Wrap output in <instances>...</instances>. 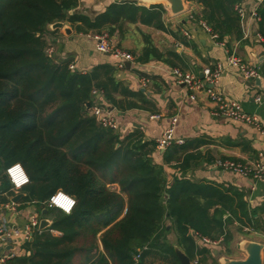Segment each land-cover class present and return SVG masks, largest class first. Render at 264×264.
<instances>
[{
	"label": "trees",
	"instance_id": "16d2710c",
	"mask_svg": "<svg viewBox=\"0 0 264 264\" xmlns=\"http://www.w3.org/2000/svg\"><path fill=\"white\" fill-rule=\"evenodd\" d=\"M189 1L203 5L197 18L218 40L242 36L236 7L243 0ZM80 2L0 0V174L20 162L30 177L26 200L44 202L59 189L76 200L71 215L46 206L51 226L25 244L30 255L15 256L10 264H144L155 251L170 264H181L168 238L172 230L190 258L203 256L208 251L199 249L195 238L200 234L213 240L223 234V212L242 225L251 222L243 194L186 179L170 184L152 157L157 142L144 140L137 130L121 136L92 114L93 90H101L110 103H117V92L132 93L115 68L100 64L89 72L72 70L70 60L46 52L49 26L55 22L70 23L78 33L113 34L126 23L166 30V8L119 0L92 16L76 11ZM259 14L264 36V6ZM145 39L138 61L163 59L150 37ZM184 160L189 162V156ZM1 180V191H8L3 174ZM218 195L223 210L211 219L207 214Z\"/></svg>",
	"mask_w": 264,
	"mask_h": 264
},
{
	"label": "crops",
	"instance_id": "0c3cea01",
	"mask_svg": "<svg viewBox=\"0 0 264 264\" xmlns=\"http://www.w3.org/2000/svg\"><path fill=\"white\" fill-rule=\"evenodd\" d=\"M114 1L119 0H81L76 11L95 16L105 11ZM123 1H136L148 7L155 4L145 0ZM161 4L166 8L163 15L166 30L141 23H126L121 28L117 27L113 34L107 30L101 31L108 32L114 45L134 56V60L129 61L130 68L126 65L120 68L119 59L96 49L94 40L89 36L96 32L78 33L70 23L64 22L72 29L71 34L63 28L52 29L49 26L52 32L49 33L48 39L54 47V55L60 59L70 60L75 65V70L89 72L100 64H109L115 68L116 77L132 93L117 92L115 93L117 103H110L104 98L101 90L95 89L98 93L94 94V104L106 109L107 106L113 108L111 111L107 110L120 124L116 131L121 136L137 130L142 133L144 140L156 143L171 125L172 119L177 117L175 135L182 138L184 143H174L162 151L156 148L152 154L155 163L162 166L168 182L171 184L175 179H186L195 183H209L227 192L239 191L251 211V222L245 225L235 219L229 220L232 219L231 215L223 212L224 222L227 221L224 233L217 234L218 238L213 240L207 236L197 235L196 246L199 249L205 248L208 252L203 256L196 254L195 258H199L200 261L203 258L202 261L206 260V264H220L219 258L224 255L230 258H244L242 256L244 251L237 247L241 241L254 240L264 245V181L222 171L213 166V161L221 157L249 163L257 162L259 153L264 151V133L252 125L216 116L215 104L204 92L196 93L195 98H191L187 87L178 83L169 70L172 67H179L183 71L202 77L204 67L213 66L218 62L225 63L230 54L240 56L247 65L260 71L261 78L245 76L238 68L226 66L216 85L217 89L225 97L239 102L246 113L257 115L264 122V105L254 101L257 93L264 92V36L259 30L260 14L257 17L251 15L253 10L259 12V8L264 6V0H243L240 5L246 11V18L244 22L241 21L242 36L233 33L226 35L222 40L214 39L212 33L199 25L198 21L201 19L197 18V15L203 9L201 3L185 0L186 12L180 15H173L166 3ZM191 15L193 19L190 18ZM184 31H188L189 36ZM146 35L150 37L157 48V53L161 54L163 59L138 61V56L143 54L147 46ZM144 77L149 78L145 86L142 83ZM185 156H189V162L184 160ZM178 157L181 158L177 159ZM4 169L0 174V204H7L10 199L13 201L12 198L16 195L9 199V190L1 191V176ZM112 187L119 189L117 184H113ZM21 192H25L26 195L15 202L16 211L2 208L0 221L7 220L10 227L22 229L36 213L40 223L43 218L49 219L44 213V210L48 209L47 200L29 201L26 200L28 195L25 188L17 194ZM217 210H223L219 195L213 198V205L207 216L215 219ZM49 220L52 224V220ZM38 230L43 229L39 227ZM51 231L55 235H61L58 230ZM34 234L30 242L33 241ZM204 237L213 243L205 242ZM168 238L175 246V250L178 248L186 253L179 244L175 231L172 230ZM27 242L10 243L4 249L7 251L17 247L16 257L25 253L30 255L31 251L25 249ZM100 248L103 249L101 242ZM231 252L234 255H231ZM190 259L191 262L194 260ZM144 264L170 262L155 251L145 257Z\"/></svg>",
	"mask_w": 264,
	"mask_h": 264
},
{
	"label": "built area",
	"instance_id": "2783aa9c",
	"mask_svg": "<svg viewBox=\"0 0 264 264\" xmlns=\"http://www.w3.org/2000/svg\"><path fill=\"white\" fill-rule=\"evenodd\" d=\"M238 13L240 15L241 21L244 22L246 18V11L241 6L238 5L237 7ZM252 17H257L258 10H253L251 13ZM190 18H194L193 15L190 16ZM199 25L202 26L205 30L212 33L214 36V39H218L219 35L215 33L211 27L203 20L198 21ZM184 33L189 36L188 31H184ZM89 36L94 40L96 49L102 53H107L113 55L115 58L119 59L118 66L120 68L125 67V61H133L134 56L117 47L114 45L110 40V35L108 32H98V33H92L89 34ZM46 52L48 55L52 56L54 55V47L49 44V46L46 49ZM226 66H233L238 68L245 76L252 77V78H261V73L258 69L247 65L243 59L236 55V54H230L226 58V62H218L214 64L213 66H206L203 68V76L199 77L192 72L189 71H183L179 67H172L170 68V74L174 76L175 80L183 84L187 87L190 97L195 98L196 93L204 92L207 97L215 104V115L221 116L225 118H231L236 121L246 123L248 125H252L256 127L260 132L264 133V122L259 119L257 115L248 114L246 113L241 104L235 100L229 99L225 97L222 93H220L217 89V84L220 80L221 75L225 71ZM70 69H75L74 64H70ZM149 82V78L144 77L142 78V83L145 86ZM97 90H93V94H97ZM254 101L258 104L264 105V92L257 93L254 96ZM92 114L98 118L100 123L104 126L111 127L114 130H118L120 128V124L117 122V120L111 115V112L108 111L105 107H102L99 104H94L92 106ZM178 119L177 117H174L172 119L171 125L164 131L162 136L157 139V149L158 150H165L169 146H171L174 143L177 144H183L184 140L182 138H177L175 135V128L176 123ZM19 164L21 168L23 169V172L28 177V183L21 185L19 188L16 187L15 184H13L9 174L8 169L13 167L14 165ZM213 166L216 168L229 172L234 175H241L245 177H252L256 180H262L264 181V151L259 153V160L254 163L249 162H243L241 160H235L231 158H216L213 161ZM3 174L5 176L6 181L8 182L10 188H9V199L11 196H14L21 190H23L29 183H30V177L25 170L24 166L20 162H15L13 164H10L9 166L5 167ZM59 192H63L70 198H75L70 195L69 193L59 189L55 191L46 201V204L49 208H54L59 211H62L60 208L54 206L51 204V197L56 195ZM11 194V195H10ZM76 201V200H75ZM17 204L11 199L7 204H0V211L2 208H6L10 211H16ZM75 207V206H74ZM73 207V209H74ZM72 209V210H73ZM64 212V211H62ZM40 227V220L38 218L37 213L32 215L30 221L26 224L25 227L22 229L18 228H12L8 225L7 220L0 221V264H10V260L14 258L17 253V247L15 249L7 250L5 251L6 245L13 243H24L29 241L33 234L39 229ZM203 240L205 242L213 243V241L209 240V238L204 237ZM214 243H218L215 242ZM136 258H139V255L136 256ZM192 264H201L199 258H195L192 261Z\"/></svg>",
	"mask_w": 264,
	"mask_h": 264
},
{
	"label": "water",
	"instance_id": "95a60500",
	"mask_svg": "<svg viewBox=\"0 0 264 264\" xmlns=\"http://www.w3.org/2000/svg\"><path fill=\"white\" fill-rule=\"evenodd\" d=\"M151 3H166L167 8L173 15H180L186 12L185 0H151ZM52 29L63 28L68 34H71L72 29L64 24L63 21H58L50 25ZM127 67H131V62L125 61ZM87 107L90 108L91 104L87 103ZM108 110H112L111 106H107ZM25 192L16 194L12 200L17 202L22 196H25ZM48 209L44 210L47 213ZM51 225V221L47 218H43L40 223L41 229H44ZM237 247L244 251L247 255L245 258H230L222 256L219 260L220 264H264L263 250L264 245L261 242L254 240H243ZM176 253L181 261V264H192L190 257L182 250L176 248Z\"/></svg>",
	"mask_w": 264,
	"mask_h": 264
},
{
	"label": "clouds",
	"instance_id": "9594fccd",
	"mask_svg": "<svg viewBox=\"0 0 264 264\" xmlns=\"http://www.w3.org/2000/svg\"><path fill=\"white\" fill-rule=\"evenodd\" d=\"M8 174L17 188L21 185L28 183V177L23 172V169L19 164L14 165L8 169ZM51 204L60 208L67 215H71L72 209L76 204V201L63 192H59L56 195L51 197Z\"/></svg>",
	"mask_w": 264,
	"mask_h": 264
},
{
	"label": "rangeland",
	"instance_id": "374dc122",
	"mask_svg": "<svg viewBox=\"0 0 264 264\" xmlns=\"http://www.w3.org/2000/svg\"><path fill=\"white\" fill-rule=\"evenodd\" d=\"M145 2H146V1H145ZM230 254H231V255H234L233 252H231ZM246 255H247V254H246L245 252L242 254V256H244V258L246 257ZM224 256H225V255H224ZM226 257H228V256H226ZM219 259H220V258H219ZM213 261L215 262L216 260H213ZM200 262H201V264H202V263H203V264H206V260H205V262L202 261V260H201ZM208 262H209V261H208ZM208 262H207V263H208Z\"/></svg>",
	"mask_w": 264,
	"mask_h": 264
},
{
	"label": "bare ground",
	"instance_id": "6f19581e",
	"mask_svg": "<svg viewBox=\"0 0 264 264\" xmlns=\"http://www.w3.org/2000/svg\"><path fill=\"white\" fill-rule=\"evenodd\" d=\"M145 1L148 2V3L151 2V0H145Z\"/></svg>",
	"mask_w": 264,
	"mask_h": 264
}]
</instances>
